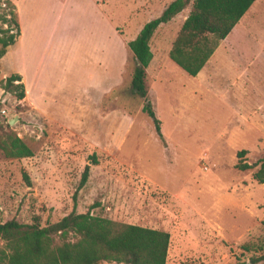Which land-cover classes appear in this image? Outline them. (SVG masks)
<instances>
[{
  "label": "rangeland",
  "instance_id": "374dc122",
  "mask_svg": "<svg viewBox=\"0 0 264 264\" xmlns=\"http://www.w3.org/2000/svg\"><path fill=\"white\" fill-rule=\"evenodd\" d=\"M169 1L19 0L23 34L0 58V80L21 70L25 95L0 88V134L32 154L0 151V222L45 225L89 208L168 232L164 264H251L264 246V182L252 178L258 165L235 164L264 156V0L231 33L239 52L205 81L166 54L189 6L154 30L144 84L160 139L129 91L126 41Z\"/></svg>",
  "mask_w": 264,
  "mask_h": 264
},
{
  "label": "trees",
  "instance_id": "16d2710c",
  "mask_svg": "<svg viewBox=\"0 0 264 264\" xmlns=\"http://www.w3.org/2000/svg\"><path fill=\"white\" fill-rule=\"evenodd\" d=\"M254 0H170L160 13L145 21L136 35L126 41L134 60L129 78V91L141 98V110L150 119L161 139L159 120L155 117L144 84L145 68L152 58L150 38L154 30L172 16L189 6L177 29L168 58L186 74L194 76L206 62L219 41L224 38ZM0 57L14 43L20 33L15 4L0 0ZM0 88L16 99L25 95L20 75L10 73L0 80ZM0 151L5 157L22 158L32 154L31 149L13 131L0 134ZM245 150L237 151L242 157ZM89 158L96 163L95 155ZM258 165L252 178L264 182V156L254 164L242 160L238 169ZM86 164L72 193L73 205L77 190L88 177ZM23 179L29 183L26 173ZM168 232L147 226L114 221L94 215L89 208L83 212L71 210L56 221L40 225L36 217L30 223L10 218L0 222V264H97L100 261L119 264H164L168 246ZM248 249V248H246ZM258 254H251V264L264 260V246Z\"/></svg>",
  "mask_w": 264,
  "mask_h": 264
},
{
  "label": "crops",
  "instance_id": "0c3cea01",
  "mask_svg": "<svg viewBox=\"0 0 264 264\" xmlns=\"http://www.w3.org/2000/svg\"><path fill=\"white\" fill-rule=\"evenodd\" d=\"M14 4H15V7H16V14H17V19H18V24H19V30H20V33H19V35L17 36V38H21L22 37V34H23V26H22V23H21V20H20V12H19V0H11ZM164 8V7H163ZM162 8V9H163ZM161 9V10H162ZM184 9V8H183ZM182 9V10H183ZM181 10V11H182ZM180 11V12H181ZM160 13V12H159ZM158 13V14H159ZM157 14V15H158ZM177 14H179V12L177 13ZM177 14H175V15H177ZM174 15V16H175ZM174 16H172V17H174ZM171 17V18H172ZM152 18V17H151ZM170 18V19H171ZM185 18V16L182 18V21H183V19ZM241 18V17H240ZM150 19V18H149ZM169 19V20H170ZM168 20V21H169ZM167 22V21H166ZM239 22V20L234 24V26L231 28V30L227 33V35L224 37V38H222L220 41H219V43H218V45L216 46V48L213 50V52L211 53V55L208 57V59L206 60V62L202 65V67L199 69V71L194 75V76H190V75H188V74H186L180 67H178L176 64V66L178 67V68H180L181 69V71H182V73H184V74H186V75H188V76H190V77H197V78H199L201 81H205L206 79H207V77L209 76V72H211L212 70L214 71V70H217V71H220L219 70V67H220V65H221V63L223 62V59H222V56H224V55H227L228 53L229 54H237V52H239L238 51V49H239V45L236 43V42H234V44L232 45L231 44V42H232V37H231V33L233 32V30L235 29V26L237 25V23ZM165 23V22H164ZM182 23V22H181ZM181 23H180V25H181ZM162 24V23H161ZM159 26V25H158ZM141 27V26H140ZM179 28V27H178ZM139 30V29H138ZM137 30V31H138ZM177 31V30H176ZM176 33V32H175ZM175 35V34H174ZM174 37V36H173ZM16 38V39H17ZM15 39V40H16ZM173 39V38H172ZM172 41V40H171ZM13 44V43H12ZM170 44H171V42H170ZM170 44L168 45V47H167V49H166V54L168 53V49H169V47H170ZM6 52V51H5ZM3 56V55H2ZM1 56V57H2ZM168 56V55H167ZM0 57V58H1ZM170 60V59H169ZM171 61V60H170ZM12 73H17V74H19L20 75V79H21V82L22 81H25V79H24V75L22 74V71L21 70H17V72H12ZM7 75H9V74H7ZM6 75V76H7ZM1 76H3V75H1ZM25 85H26V83H25ZM25 88H26V86H25ZM25 91V90H24Z\"/></svg>",
  "mask_w": 264,
  "mask_h": 264
},
{
  "label": "water",
  "instance_id": "95a60500",
  "mask_svg": "<svg viewBox=\"0 0 264 264\" xmlns=\"http://www.w3.org/2000/svg\"><path fill=\"white\" fill-rule=\"evenodd\" d=\"M12 122H13L12 119H9V120H8V124H11Z\"/></svg>",
  "mask_w": 264,
  "mask_h": 264
},
{
  "label": "built area",
  "instance_id": "2783aa9c",
  "mask_svg": "<svg viewBox=\"0 0 264 264\" xmlns=\"http://www.w3.org/2000/svg\"><path fill=\"white\" fill-rule=\"evenodd\" d=\"M3 111V110H2ZM4 112V111H3Z\"/></svg>",
  "mask_w": 264,
  "mask_h": 264
}]
</instances>
